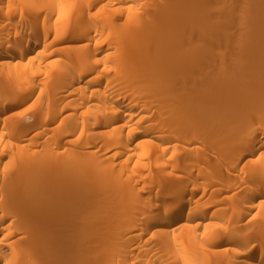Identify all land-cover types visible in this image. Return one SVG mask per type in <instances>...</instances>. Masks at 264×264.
Segmentation results:
<instances>
[{
    "label": "bare ground",
    "instance_id": "1",
    "mask_svg": "<svg viewBox=\"0 0 264 264\" xmlns=\"http://www.w3.org/2000/svg\"><path fill=\"white\" fill-rule=\"evenodd\" d=\"M263 32L264 0H0V264H264Z\"/></svg>",
    "mask_w": 264,
    "mask_h": 264
},
{
    "label": "rangeland",
    "instance_id": "2",
    "mask_svg": "<svg viewBox=\"0 0 264 264\" xmlns=\"http://www.w3.org/2000/svg\"><path fill=\"white\" fill-rule=\"evenodd\" d=\"M212 16H213V15H212ZM230 28H231V27H230ZM233 28H234V27H233ZM187 29L190 30V29H192V27H191V26H189V27L187 26ZM234 29H235V28H234ZM261 34H262V33H261ZM263 35H264V32H263ZM261 36H262V35H260V37H261ZM263 37H264V36H263ZM263 37H262V38H263ZM260 39H261V38H260ZM261 41L263 42V39L260 40V42H261ZM262 42H261V43H262ZM261 46H262V45H261ZM261 46H260V47H261ZM262 48H263V50H264V43H263V47H262ZM260 51H261V49H260ZM260 51H259V54H260ZM263 53H264V52H263ZM263 53L261 52V54H262V55L260 54L261 57L263 56ZM256 56H258V55H256ZM254 57H255V56H254ZM255 58H256V57H255ZM262 58H264V56H263ZM258 59H261V58L258 57ZM251 60H252V59H251ZM256 61H257V60H256ZM253 62H255V60H254ZM259 62L261 63V60L258 61L257 64H259ZM250 63H251V61H250ZM250 63H249V65L252 64V63H251V64H250ZM254 65H255V64H254ZM252 67H253V64H252ZM255 67H256V66H255ZM263 76H264V75H263ZM263 76H261V80H262V79L264 80ZM259 79H260V78H259ZM259 79L256 78V81H258V82H257V84H258L257 86H259L258 88H256V86H255L256 84H254L255 87L253 86V84H252L253 81H254L253 79H252V81H249V82H251V84L249 83V84L251 85V92L249 91L250 88H249V90H247L248 88H246V91H247L246 94H248V96H245V97H246L245 100H248L247 102H249V103H250L251 100H252V101H251V103H252V102H254V101H257V100H258L257 98L260 97V99H261V97L263 98V96H264V89H262V87H264V84H263L264 81H263V83L261 82L262 85L260 86V84H261L260 81H261V80H259ZM250 85H248V86H250ZM252 86L254 87V89H253ZM254 90H256V91H254ZM253 91L255 92L256 95L254 94ZM258 91H260L261 94H260ZM248 92H249V93H248ZM250 93L253 94V97H254V96H255V98L257 97L256 100H255L254 98H251V94H250ZM244 95H245V93H244ZM262 95H263V96H262ZM245 97H244V98H245ZM249 97H250L251 99H250ZM247 98H248V99H247ZM260 99H259V100H260ZM259 100H258V101H259ZM262 100H264V99H262ZM261 102H262V101H261ZM254 104H255V103H254ZM254 104H253V105H254ZM256 105H257V104H256Z\"/></svg>",
    "mask_w": 264,
    "mask_h": 264
}]
</instances>
